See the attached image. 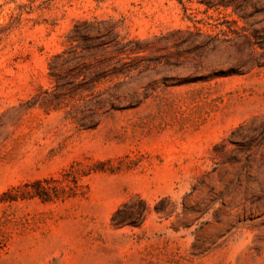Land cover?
Returning a JSON list of instances; mask_svg holds the SVG:
<instances>
[{
    "label": "rangeland",
    "instance_id": "rangeland-1",
    "mask_svg": "<svg viewBox=\"0 0 264 264\" xmlns=\"http://www.w3.org/2000/svg\"><path fill=\"white\" fill-rule=\"evenodd\" d=\"M209 1L0 0V264H264V0ZM93 18L148 49L85 129L34 98ZM135 195L145 219L114 226Z\"/></svg>",
    "mask_w": 264,
    "mask_h": 264
},
{
    "label": "trees",
    "instance_id": "trees-1",
    "mask_svg": "<svg viewBox=\"0 0 264 264\" xmlns=\"http://www.w3.org/2000/svg\"><path fill=\"white\" fill-rule=\"evenodd\" d=\"M241 1L234 4L233 0H225L221 3L225 6L232 5L233 12L247 21L252 15L248 12L247 5L252 0ZM202 2L208 6L214 5L209 0ZM252 4L255 6L256 3ZM16 9V14L11 17L13 21H18L24 11L32 9V4H18ZM118 27L117 21L112 18L77 19L67 34L68 46L49 57L48 74L54 82L53 89L45 91V95L37 94L34 103L44 107L54 100L53 108L58 109L62 99L69 98L73 103L66 113L85 129L94 128L102 116L116 109V100L120 96L118 87L124 83L125 78H131L133 72L138 70V63L133 59L148 49L145 39L122 36ZM229 29L240 33L230 27ZM240 30L245 28L240 27ZM242 35L250 41L248 34ZM109 82L112 85L108 88H99ZM79 100L81 102L77 103ZM154 210L159 212L161 208L154 206ZM148 212L147 202L135 195L122 202L110 220L116 227L137 226Z\"/></svg>",
    "mask_w": 264,
    "mask_h": 264
}]
</instances>
